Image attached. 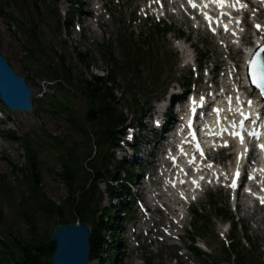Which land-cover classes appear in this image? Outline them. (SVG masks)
<instances>
[{
	"label": "trees",
	"instance_id": "trees-1",
	"mask_svg": "<svg viewBox=\"0 0 264 264\" xmlns=\"http://www.w3.org/2000/svg\"><path fill=\"white\" fill-rule=\"evenodd\" d=\"M27 43L30 47L31 54L29 56L31 57L40 55L41 51L47 52L35 25L28 34ZM80 60L82 64L88 65L87 54H80ZM49 72L58 78H62L67 87L72 89L69 90L64 85L57 87V95H49L51 108L55 115L65 120L68 127L73 129L74 132H81L86 140H91L90 133L86 129V123L91 125L93 139L101 145L104 140L113 137L117 125L126 122L123 108L115 95L117 77L114 75L113 70H109L107 78L93 77L91 80L81 79L80 75L65 63L57 66L51 64ZM65 93L66 95H64ZM79 98L85 101L87 108L85 118L73 106ZM55 145L57 148H61L57 157L60 170L56 175L69 187L74 198H70L62 206H57L39 185L35 189L29 187V196L25 197L23 195L19 204L21 217L26 223H29L28 237L23 238L19 234L16 241V253L9 254L13 262L19 264H41L46 258L50 257L53 250L50 235H41L36 231L34 226L35 214H41L47 223L54 221L56 225L75 221L77 217L82 221L92 222L94 226L91 241L92 258H96L102 251L101 244L103 240L100 229L103 222L98 221L99 219L96 218L100 211L101 195L99 189L93 185V181L102 178L100 173L102 168H106L112 178L117 177L120 166L114 171L109 169L111 167L108 160L109 154L104 149L101 156L94 161H88L90 155L88 157L81 156V146L78 142L61 140L56 141ZM32 153L36 168V156L34 152ZM76 187L77 189H74ZM109 191L112 194L117 193L110 186ZM111 247L117 249V245Z\"/></svg>",
	"mask_w": 264,
	"mask_h": 264
},
{
	"label": "rangeland",
	"instance_id": "rangeland-1",
	"mask_svg": "<svg viewBox=\"0 0 264 264\" xmlns=\"http://www.w3.org/2000/svg\"><path fill=\"white\" fill-rule=\"evenodd\" d=\"M42 10L44 11L45 7L42 8ZM52 11L55 12V9H52ZM55 16H56V13H55ZM56 21H57V16H56ZM0 24H1L0 25V34H1L0 35V51L7 58V60L9 61V63L13 67V69L19 75H21L23 68H24L23 63H22V58L24 56V50L20 44L21 37H19L15 34V31H13L15 29H7L5 24H2L1 22H0ZM91 27L94 28L93 25H91ZM42 31L45 33V40L46 41H50V42L54 43L55 46L58 47V49H61L62 47H64V46H62L64 44L63 43L64 41H62V40H64V35H60L57 32V29L52 30V29L45 27V25H44L42 27ZM101 37H102V35L99 32H97V38L100 39ZM75 42H76V39L71 38L70 41H68L66 43H68L69 46H74ZM71 58L74 59L75 57L72 55ZM105 69H106V67H105L104 63H102L101 61H96L94 63V66L91 68V72L93 74L103 75ZM26 73L27 74L25 76L30 74V77L28 78L30 80L29 85H30L31 89L33 90L34 94L38 98L42 97L44 92H46L45 90H47L46 86L43 85V83L41 81H39V79L37 77H34V75H32V73L30 71L26 72ZM161 85H162V83L160 82V85L158 86V88ZM128 115H129V117H131L130 113ZM31 119H34V118H31ZM44 119H45V121H41V122H43V126L50 132V134L59 135L60 133H64L63 129L61 127H59V125H57L56 120H52L50 118L46 119L45 117H44ZM142 136H145V138L147 140L151 139V134L149 132H147L146 134H142ZM2 141H3V148L10 147L9 149L5 150L4 152L11 155V157L15 160L16 163H19L21 165L24 164L25 163L24 153L21 150V148L16 147L15 145H11L4 138H2ZM83 147H84V150H89L88 146L84 145ZM0 152H1V149H0ZM44 157H46V154H43V156L41 158V161L44 163L41 166L43 187H44L45 191L48 193L49 197H51L52 200H54V202H56L58 204L63 203L68 196L66 189H65L64 185L58 179H55L53 176H51V174H49L47 172V168H49L50 162L48 161V158H44ZM47 157H50V156L47 155ZM7 170H9L8 167L4 163L0 162V172H7ZM259 234L261 237L264 236L263 233H259ZM127 237H128V235H127ZM171 254H172V252H169V251H165V252L161 253L160 255L152 254L153 263H155V264H169ZM145 258H146V253L142 249H133L130 251L129 259L128 260L126 259L124 261V264H147L145 261Z\"/></svg>",
	"mask_w": 264,
	"mask_h": 264
},
{
	"label": "water",
	"instance_id": "water-1",
	"mask_svg": "<svg viewBox=\"0 0 264 264\" xmlns=\"http://www.w3.org/2000/svg\"><path fill=\"white\" fill-rule=\"evenodd\" d=\"M90 232L89 226L79 224L58 226L53 234V264H89Z\"/></svg>",
	"mask_w": 264,
	"mask_h": 264
},
{
	"label": "snow or ice",
	"instance_id": "snow-or-ice-1",
	"mask_svg": "<svg viewBox=\"0 0 264 264\" xmlns=\"http://www.w3.org/2000/svg\"><path fill=\"white\" fill-rule=\"evenodd\" d=\"M214 2L219 3L221 6H223V0H214ZM193 7H197V5L193 3ZM205 15L207 14L205 13ZM207 18L211 22L212 17L207 16ZM256 27L260 28L261 26L257 25ZM225 28L227 30V26H225ZM213 31H215V29H213ZM250 63L252 65L253 82L256 83L257 86L262 89V94H264V62H250ZM193 103L195 104V101H193ZM193 111L195 110L193 109ZM237 176H239V173H237ZM261 202H264V198H261Z\"/></svg>",
	"mask_w": 264,
	"mask_h": 264
}]
</instances>
